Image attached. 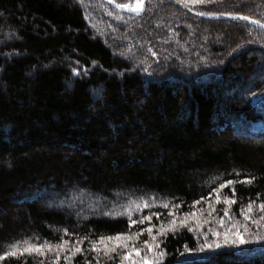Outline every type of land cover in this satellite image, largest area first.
Returning a JSON list of instances; mask_svg holds the SVG:
<instances>
[{
	"label": "trees",
	"instance_id": "obj_1",
	"mask_svg": "<svg viewBox=\"0 0 264 264\" xmlns=\"http://www.w3.org/2000/svg\"><path fill=\"white\" fill-rule=\"evenodd\" d=\"M176 1L264 23V0ZM262 73L264 30L247 21L202 19L167 0H147L139 16L105 0H0V256L25 240L76 245L3 264H121L98 253L101 237L143 229L87 200L259 207ZM161 248L162 264H264V240L191 256L195 232L177 229Z\"/></svg>",
	"mask_w": 264,
	"mask_h": 264
},
{
	"label": "rangeland",
	"instance_id": "obj_2",
	"mask_svg": "<svg viewBox=\"0 0 264 264\" xmlns=\"http://www.w3.org/2000/svg\"><path fill=\"white\" fill-rule=\"evenodd\" d=\"M142 3L143 1L140 0V7L137 8L138 0H136L134 4L126 5V7L131 8L132 10H139ZM259 76H261V74H259ZM240 93L244 98L247 91L242 89L240 90ZM87 201L89 202L88 205L90 206V208L97 211L98 213L114 216H124L129 218L131 221H136V223H132L134 226V230L142 228L143 231L141 233H138V236L136 234L137 232L126 234L133 237L132 240L128 241V244L129 246H135L136 248H139L141 250L140 255H147L149 259H154L155 253L162 250L161 241L163 235L177 229H188L195 232L198 240V251H187L185 253V255L190 254L191 256L203 257L205 254L209 253V251L218 248L216 245H219V247L221 245L240 246L252 243L254 241L258 242L264 240V219H261V217L264 216V212H262L257 205L252 207V212L249 214L251 218L246 220L242 211H227L226 213V208H224V206H226V203L222 198H215L209 202L202 203L201 205L196 206L194 210L189 213L182 212L178 204L154 194H134L108 203L91 200ZM81 206L84 207L85 204L81 203ZM145 217H150V219H145ZM164 217L166 219H163ZM173 221L175 222L174 225L172 223ZM158 222L159 224H156ZM148 228L152 229L151 233L147 231ZM162 228L166 231L161 232ZM235 231L241 232L244 240L246 241L245 243L233 244L231 242ZM213 232H218L220 234L218 236L213 235ZM225 232L229 233L228 243H225ZM153 237H155L154 240ZM25 241H27V243L31 245H44L45 247L40 252H23V249L27 246L24 243ZM25 241L14 244L17 245L18 250L22 252V254H18L13 257H19L23 254H28V256H32L31 254L43 256H64L71 250L73 252V255L76 246L75 243L70 245L65 244L63 247H59L57 245L53 246V244H49L46 242L38 243L36 240ZM144 241H149V243L158 245V247H153L152 251L149 252L147 251V246L144 244ZM206 243L213 245V247L201 248V246ZM112 248H115L116 250L111 251L110 249ZM10 250L11 248L9 249V251ZM97 251L98 253L110 254L111 256L113 255L112 257L114 258V260L116 258V260L121 261L125 249L117 246L115 241L105 240L98 245ZM133 259H139V257H136L135 254H133ZM3 260L4 258L0 259V264H3ZM162 262L163 259L157 260L156 264H162ZM123 264H131V261L124 260Z\"/></svg>",
	"mask_w": 264,
	"mask_h": 264
},
{
	"label": "snow or ice",
	"instance_id": "obj_3",
	"mask_svg": "<svg viewBox=\"0 0 264 264\" xmlns=\"http://www.w3.org/2000/svg\"><path fill=\"white\" fill-rule=\"evenodd\" d=\"M140 7V0H138V4H137V8ZM245 182L247 183H251L252 182V178H248ZM227 184H231L232 181H227L226 182ZM225 185L224 184H221L220 187L223 188ZM235 201L234 200H231V199H225V203H228V204H231V203H234ZM147 206V205H145ZM252 203L250 202L247 206L246 209H242V213L244 214V218L247 220V219H250V213L252 212ZM259 208L262 212H264V202H261L259 204ZM226 213H227V209L225 210ZM145 219H150V217H145ZM261 219H264V216L261 217ZM132 223H136V221H132ZM173 225H174V221L172 222ZM183 223V221H182ZM235 227V225H234ZM147 231L149 233H151L152 229L151 228H148ZM166 230L165 229H161V232H165ZM220 233L218 232H213V235H219ZM139 234H137L138 236ZM225 243H228L229 242V233L228 232H225ZM132 236H128V235H125V234H118L116 235L115 237H101V240H111V241H115L117 246L121 247V248H124L125 249V252L123 254V257H122V260H121V264H123V261L124 260H130L131 261V264H156V261L157 260H162L165 253L162 252V251H159L157 253H155V256H154V259H149L147 257V255H140V249L139 248H136L135 246H129L128 244V241L129 240H132ZM155 239V237H153V240ZM231 242L233 244L235 243H240V244H243L245 243L246 241L244 240L241 232L239 231H235L234 234H233V237H232V240ZM27 246L23 249V252H32V251H36V252H40L45 246L44 245H31V244H28L27 241L24 242ZM144 244L147 246V251H152L153 247H158V245H153L151 243H149V241H144ZM217 247H219V245H216ZM11 247V250L10 251H6L3 253L2 256H0V259H3L4 257H7V256H16L18 254H22V252H20L17 248V245H12L10 246ZM213 247V245L211 244H204L201 246V248H211ZM93 248L95 249V245H93ZM111 251H115L116 249L115 248H112L110 249ZM76 251H80L79 248L76 249ZM191 251V250H189ZM133 254H135L136 257H139V259H133Z\"/></svg>",
	"mask_w": 264,
	"mask_h": 264
},
{
	"label": "water",
	"instance_id": "obj_4",
	"mask_svg": "<svg viewBox=\"0 0 264 264\" xmlns=\"http://www.w3.org/2000/svg\"><path fill=\"white\" fill-rule=\"evenodd\" d=\"M105 1L108 4L112 5L113 7H115L120 12L130 14V15H137V16L143 14V12L145 11V8H146V4H147V0H143V3H142L141 8L139 10H132L131 8L116 4V3L112 2L111 0H105ZM167 1L171 4H173L174 6L181 8V9L185 10L186 12L193 14V15L200 17V18H204V19H208V20L238 19V20L247 21V22L251 23L253 26L264 30V23H262L256 19L250 18L248 16L229 15V14H207V13L198 12V11H195L191 8H188V7L180 4L176 0H167Z\"/></svg>",
	"mask_w": 264,
	"mask_h": 264
}]
</instances>
